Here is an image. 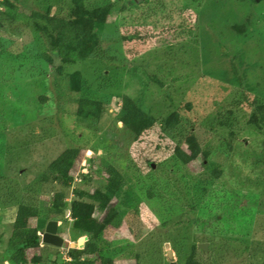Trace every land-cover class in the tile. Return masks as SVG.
<instances>
[{
	"label": "rangeland",
	"instance_id": "1",
	"mask_svg": "<svg viewBox=\"0 0 264 264\" xmlns=\"http://www.w3.org/2000/svg\"><path fill=\"white\" fill-rule=\"evenodd\" d=\"M15 1L20 10L26 11L38 5L44 9L48 4V0H36L38 5L34 4L35 0ZM98 1L103 0H88L90 4ZM142 1V12L153 13L152 19L161 22L154 30L182 21L186 37L177 41H171V35L153 42L123 41L121 32L128 27L130 12H115L100 34L102 46L113 57L111 66L106 67L93 59L67 65L58 79V92L54 90L52 74L40 57L43 47L39 39L22 24L3 28L6 25L0 21V255L5 251L17 202L48 200L50 185L39 182L41 172L64 147L80 145L84 148L71 169L74 179L67 200L73 195L72 187H83L91 192L95 186L103 184L105 177L101 167L113 165L126 181H132L123 198L133 203L128 206L127 217L119 224L105 228L104 239L134 242L140 255L139 264H168L163 246L168 240H163L156 230L159 223L155 211L159 201L156 194L165 200L172 199L175 191L169 176L185 173L189 181L197 183L203 181V170L198 167V162L192 168L177 163L168 154L155 155L153 162L148 158L147 163H151L153 170L147 169V165L141 163L142 156L152 154L158 142L161 146L165 143L172 145L175 140L158 139L159 124L145 131L140 140L134 139L117 119L121 96L126 94L141 101L142 107L157 118L177 108L182 100H193L197 106L201 105L194 112L200 120L211 107H215L214 102L219 101V108L224 110L225 105L238 99L242 84L257 103L264 105V0H200L199 5L196 0H164L162 4L153 0ZM121 2L132 8L133 0ZM188 8L196 12V22H186L183 10ZM177 10L182 13L172 16L171 22L172 12ZM232 24H244L243 34L232 29ZM168 45H171L170 49L166 47ZM225 53L227 56L223 55ZM235 55L234 63L242 78L230 69V57ZM143 67L150 74H155L163 85L149 81L140 71ZM75 71L81 72L84 80L79 91L70 90L67 81V75ZM203 71H211V76H207L227 83L222 84L223 93L198 82ZM79 94H87L103 102L104 109L96 120L81 121L77 118L73 100ZM204 99L208 103L205 104ZM199 126L198 138L202 142L207 141V148L212 151L209 159L220 162L223 168L221 178L210 186L211 189L224 194L226 203H233L239 196L252 192L258 193L257 198L264 197V152H259V146L264 150V144L258 138L251 144L248 138L255 136L258 129L255 132L249 128L248 135L241 133L240 139L232 142L230 150L222 151L217 148L219 142L213 140V136L218 135L216 131H209L206 121ZM258 132L261 133L260 130ZM258 152L262 157L251 155ZM245 153L247 159L243 158ZM257 159L261 163L254 164ZM157 161L167 165L169 173L173 174L168 176V173L156 169ZM81 170L89 175V182L81 180ZM148 187L154 188V196L146 197ZM256 202L240 206L232 212L230 219L221 218L212 230L230 231L233 220L238 222L250 211L249 218L245 220L251 228L255 226L248 235L250 243L264 241V205ZM70 223L68 217L58 227L63 238L70 236L68 239L75 241ZM128 226L132 227L131 232L127 230ZM172 231L168 242L175 254L174 264H183L188 244L206 242L208 247V242L203 241L201 234L192 226L183 228V224H179ZM180 234L185 239L181 240ZM42 247L44 259L54 257L61 261L66 255L62 249L46 244ZM124 263L129 261L124 260Z\"/></svg>",
	"mask_w": 264,
	"mask_h": 264
},
{
	"label": "trees",
	"instance_id": "2",
	"mask_svg": "<svg viewBox=\"0 0 264 264\" xmlns=\"http://www.w3.org/2000/svg\"><path fill=\"white\" fill-rule=\"evenodd\" d=\"M121 1L103 0L90 4L88 0H48V4L43 9L38 7L35 0L34 4L38 6H31L26 11L20 10L15 0H0V21L6 25L3 28L10 24H16V27L22 24L39 39L43 47L40 57L52 74L53 87L58 92V79L64 74L67 65L93 59L106 67L111 66L110 61L113 57L102 46L100 34L109 17L115 12L121 14L130 12L127 18L129 24L126 25L128 27L121 32L123 41L153 42L160 37L170 35L171 41H177L186 37V29L182 26V21H172V16L182 13L180 10L173 11V15L171 14L170 21L175 24L162 25L154 30L153 28L161 22L152 19L153 13L142 12L140 8L144 3L142 0L140 2L133 0V9ZM153 1L162 4L164 0ZM196 2L200 4V0ZM185 10L187 9H184L183 13L186 12V22H196V12L190 8H188L189 11ZM230 27L242 34L246 28L244 24H232ZM166 47L170 49L171 45ZM223 55L227 56L226 53ZM234 60L236 62V55L230 57V69L233 74L239 75L240 69ZM140 71L149 81L159 86L163 85V82L155 74H150L146 67L141 68ZM209 73L211 71H203L198 82L204 83L206 88L213 86L218 92L223 93L224 85L227 83L224 84V80H214V77L210 78ZM67 81L69 89L74 91H79L84 83L79 71L68 74ZM239 90L238 99L233 100L231 104L223 105L224 110L219 108V101L214 102L215 107H211L210 112L200 120L194 112L197 108L200 109L201 105L197 106L193 100H182L177 108L157 118L142 107L141 101L126 94L120 98L117 119L134 139L140 140L145 131L159 124L158 139L160 137V139L175 140L172 145L165 143L161 146L158 142L152 149V154L146 153L142 156L141 163L147 165V169L153 170L151 163H147L150 158L153 162L156 160L152 158H155V155L168 154L174 161L185 166L192 167L196 165L195 162H198V167L203 170L201 173L203 181L195 183L189 181L185 173L169 176L173 172L169 173L167 165L162 161L156 163V169L168 173L169 181L171 180L175 185V187L173 185L175 193L172 199L165 200L164 197L156 194L159 198L155 207L159 216L156 230L163 240L169 241L173 234L172 230H175L179 224H183V228L192 226L201 234L202 240L208 242L207 250L199 247L196 242L188 244L183 264H224L230 260H237L232 264H264V241L250 243L251 239L248 237L251 229L255 227L251 228V225L245 223L250 211L247 215H243L241 222L239 220L235 223L233 220V224L230 225L233 229L230 231L212 230V226L220 222L221 218L230 219L233 216L232 212L240 206L252 205L256 201L264 205V197L257 198L258 193L252 192L244 197L239 196L233 203H226V196L210 187L223 174L221 163L209 159L212 151L207 148V141L202 142L197 136V128L206 121L209 131H216L218 134L213 136V140L219 142L217 148L222 151L230 150L232 142L239 140L241 133L248 135L251 131L249 128L254 131L258 129L261 132L257 130L255 136L248 137L250 143H254L258 138L261 144H264V105L257 103L256 98L250 95L243 84ZM41 98L45 99V96ZM57 99L59 100L60 97ZM73 101L75 114L81 121L96 120L104 109L101 100L87 94H79ZM206 103L208 102L205 101ZM51 120L52 117L48 122L50 123ZM82 148L84 147L80 145L64 147L41 172L39 182L50 185L48 200L39 202L35 199L32 203L17 202L5 251L0 255V264L63 263L62 259L58 261L54 257L43 258L42 246L46 243H42L40 233L48 219L61 220L62 225L68 217L71 219L72 238L87 236L83 247L62 249L46 244L55 249H62L69 257L66 264H117V262L123 264L124 260L129 261L126 264H139L140 255L134 242L127 239H118L119 242L104 239L105 228L119 224L120 220L127 217L128 206L133 203L123 198L132 181H126L121 171L111 164L102 166L101 170L105 177L103 184L95 186L91 192L83 187H72L73 195L70 200H67L74 179L71 169L79 159ZM259 148L260 154H263L264 150L260 146ZM259 152L251 155L254 158H260L262 155H259ZM247 156L246 154L243 158L247 159ZM259 162L261 163L260 159L253 161L254 164ZM80 178L83 182L90 181L89 175L82 170ZM230 189L233 191V188ZM145 193L146 197H152L155 195V190L153 187H148ZM66 211H68L67 215ZM33 219L34 223H31ZM58 229L61 230L60 227ZM127 230L131 232L132 227L128 226ZM68 238L71 237H66ZM179 238L185 239L184 235Z\"/></svg>",
	"mask_w": 264,
	"mask_h": 264
},
{
	"label": "water",
	"instance_id": "3",
	"mask_svg": "<svg viewBox=\"0 0 264 264\" xmlns=\"http://www.w3.org/2000/svg\"><path fill=\"white\" fill-rule=\"evenodd\" d=\"M139 1V0H135ZM68 211H66L67 213ZM60 224V221L48 220L45 224L44 230L41 234V241L50 244L62 249L67 248H81L84 245V241L87 240V236L83 235L77 238L75 241L63 238L57 233V226ZM165 250V256L168 260V264L175 263V254L173 250L170 249V243L168 241L163 244ZM198 246L206 250V242L198 243Z\"/></svg>",
	"mask_w": 264,
	"mask_h": 264
},
{
	"label": "built area",
	"instance_id": "4",
	"mask_svg": "<svg viewBox=\"0 0 264 264\" xmlns=\"http://www.w3.org/2000/svg\"><path fill=\"white\" fill-rule=\"evenodd\" d=\"M69 260V257L68 256H63V263H61V264H66V262ZM60 264V263H59Z\"/></svg>",
	"mask_w": 264,
	"mask_h": 264
},
{
	"label": "flooded vegetation",
	"instance_id": "5",
	"mask_svg": "<svg viewBox=\"0 0 264 264\" xmlns=\"http://www.w3.org/2000/svg\"><path fill=\"white\" fill-rule=\"evenodd\" d=\"M48 220H55V221H57V219H53V218H51V219H48ZM48 220H47V221H48ZM47 221H46V222H47ZM43 230H44V229H43ZM43 230H42V232H43ZM56 231H57V233H58L59 235H61V233H60V231H59L58 227H57V230H56ZM42 232H41V233H42Z\"/></svg>",
	"mask_w": 264,
	"mask_h": 264
},
{
	"label": "clouds",
	"instance_id": "6",
	"mask_svg": "<svg viewBox=\"0 0 264 264\" xmlns=\"http://www.w3.org/2000/svg\"><path fill=\"white\" fill-rule=\"evenodd\" d=\"M120 123H121V122H120ZM67 214H68V212L66 213V215H67ZM57 221H60V224L58 225V226H60L61 223H62L61 220H57ZM58 226H57V227H58ZM41 234H42V233H40V235H41ZM42 243H44V242H42ZM62 260H63V258H62Z\"/></svg>",
	"mask_w": 264,
	"mask_h": 264
}]
</instances>
